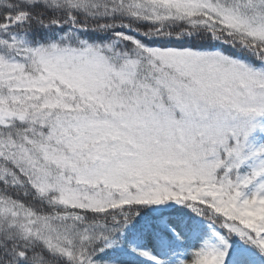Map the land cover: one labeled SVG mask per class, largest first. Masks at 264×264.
Wrapping results in <instances>:
<instances>
[{"label": "snow or ice", "instance_id": "obj_1", "mask_svg": "<svg viewBox=\"0 0 264 264\" xmlns=\"http://www.w3.org/2000/svg\"><path fill=\"white\" fill-rule=\"evenodd\" d=\"M0 264H264V0H0Z\"/></svg>", "mask_w": 264, "mask_h": 264}]
</instances>
